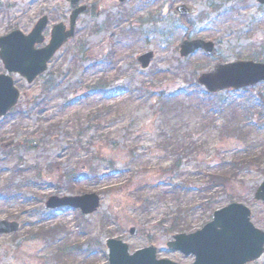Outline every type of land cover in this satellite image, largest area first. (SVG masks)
Instances as JSON below:
<instances>
[{
  "label": "rangeland",
  "instance_id": "obj_1",
  "mask_svg": "<svg viewBox=\"0 0 264 264\" xmlns=\"http://www.w3.org/2000/svg\"><path fill=\"white\" fill-rule=\"evenodd\" d=\"M186 4L197 15L179 17L176 8ZM79 6L86 11L75 36L47 72L30 86L12 75L21 98L0 120V221L18 222L21 230L0 235V264H108V239L125 242L131 253L154 246L159 259L188 264L192 256L167 244L177 234L201 230L231 203L247 206L264 230V204L254 200L264 160L260 168L232 163L243 152L264 151V83L235 92L225 112L197 109L196 96L184 99L193 111L179 108L171 124L179 139L190 136L187 145H203L187 157L160 145L165 140L152 98L154 89L206 92L196 80L219 63H264V6L258 0H80ZM73 10L67 0H0V37L16 30L28 35L47 17L45 46L53 26L69 30ZM184 40L212 42L215 51L182 59ZM148 52L154 60L142 70L137 57ZM180 69L186 78L173 73ZM99 84L104 92L96 95ZM251 105L250 117L243 118ZM227 129L242 130L243 137ZM91 168L100 172L96 183L67 177L74 170L86 176ZM231 170L235 176L226 187L210 191L208 175ZM92 193L101 197V208L90 216L45 207L51 196ZM180 210L182 225L172 229Z\"/></svg>",
  "mask_w": 264,
  "mask_h": 264
},
{
  "label": "water",
  "instance_id": "obj_2",
  "mask_svg": "<svg viewBox=\"0 0 264 264\" xmlns=\"http://www.w3.org/2000/svg\"><path fill=\"white\" fill-rule=\"evenodd\" d=\"M118 1L124 3L128 0ZM67 2L75 7L70 16L69 30L63 24L56 25L46 47L38 48L45 42L43 32L48 25L47 17L41 18L28 35L13 31L0 38V61L6 70V74L0 75V119L5 118L17 106L20 98L11 74L25 78L28 85L33 84L47 71L48 63L56 53L74 37L76 21L86 11V7H78L80 0ZM258 2L264 5V0ZM176 13L179 16H191L197 11L189 5H181L176 8ZM214 48L213 43L184 41L180 45V57L188 58L199 50L211 55ZM153 59V52H149L140 55L137 61L142 70H147ZM263 82L264 64L253 61L218 64L198 78V84L209 94L240 91ZM254 199L264 203V182L256 191ZM100 206V197L96 194L63 198L53 196L46 203L48 209L69 207L80 210L85 216L94 214ZM19 230L18 223L0 222V235L14 234ZM130 234L136 236L137 229L132 228ZM106 246L109 264H175L166 260L157 261L154 247L130 255L128 245L122 241L111 239L106 242ZM168 247L186 256L193 254L196 257L195 264H246L258 260L264 254V232L251 223V211L244 205L235 203L215 212L212 222L201 231L192 235L175 236Z\"/></svg>",
  "mask_w": 264,
  "mask_h": 264
},
{
  "label": "trees",
  "instance_id": "obj_3",
  "mask_svg": "<svg viewBox=\"0 0 264 264\" xmlns=\"http://www.w3.org/2000/svg\"><path fill=\"white\" fill-rule=\"evenodd\" d=\"M188 26V25H187ZM177 78H181L187 77V74L182 70H177L175 72H173ZM161 74H165V75H171V72H162ZM177 74L179 76H177ZM196 85V84H195ZM143 87H145V84H143ZM196 87L198 88V86L196 85ZM155 91L152 92V98H155L158 102L159 105V109L155 112V115L157 117V120L161 123V127L159 129V131L162 132L161 136L162 139L165 140L164 143H161L160 145H162L165 148V152L170 151L172 152L174 155L177 156H189L190 153L193 154V150L197 149V153H201L202 152V148L203 145L200 146L201 148L197 147V141H191L188 145V138L190 137L189 135H187V137H184L182 139H179L177 136L178 130H176V125L173 126V124H171V121L174 119L175 115L174 113H179L178 109H182L183 111L186 110V108H184V104L182 103V101L184 99H190L193 96H196L195 99L198 102L197 109L202 110V111H210V110H216L217 112H221L227 110L229 111V108H231L232 106V102L231 101V95L235 94L232 92H226L224 93V95H227L226 97L224 96H218V95H208L206 92L200 91V90H193L191 92L189 91H185L184 89L179 90V91H174V90H170L171 92H168L166 90L163 89H154ZM102 92H104L103 90V86H101L100 84L98 86H96L94 88V94L96 95H100ZM246 92V91H245ZM247 102H249V100H247ZM226 108V109H225ZM254 108L253 105L249 106V107H244V116L243 118L247 119L248 117H250V113L251 110ZM187 110H192L193 108H187ZM187 110L185 111V113H187ZM188 114V113H187ZM235 122V121H234ZM178 124V123H177ZM227 131H229V129H227ZM224 132H222V128H219V134H222ZM228 134H234V137H243L242 134V130L237 131V129H234L231 133L230 131L228 132ZM194 139V138H193ZM196 142V143H195ZM134 151V150H133ZM132 156H135L134 152L131 153ZM264 160V151L260 154H255L253 151H247V152H243L241 154V156L236 157L233 160V166L234 167H249V166H253L251 164H256L258 165L257 167L260 168V161ZM224 163V161H223ZM91 167H92V163H91ZM233 169V168H231ZM226 172L225 174H222ZM100 172L98 170L94 169H90L86 176L80 177L78 175V173L76 172V170L72 171L71 173H69L67 175L69 181L71 183L75 182V183H79L81 180H87L88 182H93L96 183L97 178L99 177ZM235 176V172L233 170L229 171H223V172H217L214 174H209L208 175V185L211 187L210 191L213 188H221V187H226V184L228 183L229 179L233 178ZM185 188L186 187V182H185ZM183 215L182 210L179 211L178 214H176L173 217V224L171 225V228L173 229H178L182 223L180 221V216ZM71 250H73V248H70ZM70 249H67L70 250Z\"/></svg>",
  "mask_w": 264,
  "mask_h": 264
},
{
  "label": "flooded vegetation",
  "instance_id": "obj_4",
  "mask_svg": "<svg viewBox=\"0 0 264 264\" xmlns=\"http://www.w3.org/2000/svg\"><path fill=\"white\" fill-rule=\"evenodd\" d=\"M259 224L264 226V220H260V221H259ZM190 257H191V256L186 257V258L188 259V258H190ZM192 258H193V262L188 263V264H193V263H194V261H195V257L192 256ZM246 264H264V254L262 255V257H261L257 262H248V263H246Z\"/></svg>",
  "mask_w": 264,
  "mask_h": 264
}]
</instances>
